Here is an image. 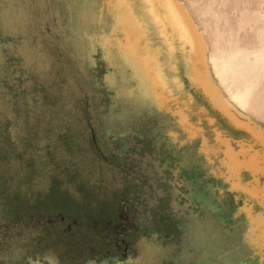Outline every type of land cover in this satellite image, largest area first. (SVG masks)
<instances>
[{"label": "flooded vegetation", "instance_id": "flooded-vegetation-1", "mask_svg": "<svg viewBox=\"0 0 264 264\" xmlns=\"http://www.w3.org/2000/svg\"><path fill=\"white\" fill-rule=\"evenodd\" d=\"M68 48L77 56L75 46ZM84 51L89 83L106 113L92 122L83 103L95 155L87 170L99 171L96 178L104 184L94 219L82 224L80 202L65 196L47 212L14 215L4 229L11 224L14 231L31 233L23 243L29 254L50 252L56 243L54 264L62 256L64 264L72 257L78 264H264V163L250 135L189 87L181 72L164 91L172 100L157 107L129 91L133 82L126 73L111 71L117 60L106 61L96 47L92 63ZM181 107L190 118L180 123L170 111ZM186 130L195 133L189 138ZM234 159H249L259 171L237 166L240 178L234 180ZM81 227L91 230L85 241L71 237ZM31 261L26 254L20 264H43Z\"/></svg>", "mask_w": 264, "mask_h": 264}, {"label": "rangeland", "instance_id": "rangeland-1", "mask_svg": "<svg viewBox=\"0 0 264 264\" xmlns=\"http://www.w3.org/2000/svg\"><path fill=\"white\" fill-rule=\"evenodd\" d=\"M177 1L183 3L188 11L191 8L196 13V19L200 16L197 23L205 24L206 19L204 23L202 18H209L214 26L212 37L218 42H222L223 36L219 35L217 26L221 23L227 25L226 19L234 22L233 27L237 22L234 27L236 39L247 37L242 41L247 40L243 46L251 58L248 61L249 80L254 86V93L261 94L264 99V0H212L211 13L204 8L207 0ZM105 5L108 1L105 4L104 0H0V68L5 69L7 79L6 87L0 82V264H7L8 257H13L14 264H20L26 254L33 263L39 260L43 264H54L53 250H59L56 243L50 252L43 253L37 248L36 254H29L23 243L31 237V233L14 231L11 224L7 230L3 226L14 215L44 213L57 205L46 199L49 184L45 179H39L38 173L42 171L51 172L59 191L80 202L86 215L81 219L82 224L90 226L94 219L104 184L96 178L99 171L87 170L94 163L92 158L95 155L86 131L83 103L87 101L92 122L96 116L106 117V113L98 90L89 83L84 47L89 57L90 37L108 29L111 18ZM225 8L227 11H224ZM220 12L225 13L221 19ZM72 22L74 27L70 24ZM84 26L85 29L79 33ZM245 29L248 34L251 32V36ZM71 36L74 40H70ZM251 39L255 43H251ZM70 45L77 48V56L68 48ZM254 45H258V49ZM203 54L201 50L199 63L194 62L193 69L195 67L198 71L202 68ZM243 64L246 62L243 61ZM110 65H113L111 71L115 73L126 71L119 62ZM109 83L114 86L113 82ZM115 92H119L117 87ZM45 94L49 99L44 97ZM52 99L55 101L52 104L45 102ZM181 114L185 119L190 118V112L183 110ZM138 119L136 124L140 123ZM192 131L195 132L186 130V135L190 137ZM248 162L253 171H259L255 162L249 159ZM20 163L34 167L37 176L29 181L17 182L12 169ZM235 166L241 167L238 164ZM91 197L93 200H89ZM90 234L89 228L81 227L76 228L71 237L85 241ZM36 255H43L45 259ZM62 258L59 264L67 262L65 256ZM79 261L72 257L70 263L78 264Z\"/></svg>", "mask_w": 264, "mask_h": 264}, {"label": "water", "instance_id": "water-1", "mask_svg": "<svg viewBox=\"0 0 264 264\" xmlns=\"http://www.w3.org/2000/svg\"><path fill=\"white\" fill-rule=\"evenodd\" d=\"M107 1L111 23L107 30L90 37V51L95 52L99 47L103 59L121 63L126 68L128 80L133 82L129 91H135L142 102L151 105L160 106L172 100L171 96L164 98V91H170L167 87L181 72L189 87L198 89L231 124L250 135L253 144L258 146L254 150L260 152L264 163L263 128L261 130L259 125L249 121L248 117H242V114H238L242 118L239 119L230 111L225 112L197 78L193 63H199L202 39L191 21L181 13L178 1ZM88 58L94 62L92 55ZM168 73L172 74L171 79L167 77ZM241 167L246 166L243 163Z\"/></svg>", "mask_w": 264, "mask_h": 264}, {"label": "bare ground", "instance_id": "bare-ground-1", "mask_svg": "<svg viewBox=\"0 0 264 264\" xmlns=\"http://www.w3.org/2000/svg\"><path fill=\"white\" fill-rule=\"evenodd\" d=\"M104 1H105V4H106V0H104ZM248 1H250V0H248ZM181 2H183V1H181ZM196 2H197V0H196ZM206 3L207 4H206V6L204 8H206L207 13H211L210 11L212 10V7H213V1L212 0H207ZM230 3H232V2H230ZM182 4L179 3V7L181 9V13L183 15H185L186 18L189 21H191V25L193 24V27L199 32V34L201 35V39H202L201 40L202 41V51H203L204 54L202 56L201 61H202L203 66H202L201 69H198V71L194 67V70H196V72L195 71L194 72L196 73L197 78L200 81L203 82L204 86L207 89L210 90V92L212 93V95L216 98L219 106H222V109L225 112L230 111L231 113L234 114V116L238 117L239 119H242V118L238 114H242L241 115L242 117H244V116L245 117H248L249 118V121L252 120L254 123H256L257 125H259V128L261 127L260 128L261 130L263 128L262 134L264 135V99H263V97H262L261 94H259V93L256 94V92L254 93V88H253L254 86H253L252 82H250L251 79L249 80V70H250V66L248 65V61L251 58L249 59V57H248V50H247L246 47L243 46V44L245 43L244 41L247 42V40L242 41L245 37L244 38L242 37V40L239 39L240 36L238 37V40L236 39V32H235V28L234 27L236 26L237 22H235L236 24L233 27V25H232V22L233 21H230L231 19L230 20L226 19L227 20V23H228L227 25H223L221 23V25L219 24V26H217L218 27V33H219V35L223 36L222 42H218V41L215 40V37H212L213 36L212 35V30L214 28V26L212 25L213 22L211 23V20L208 17L207 18L204 17V15H203V17H204V18H202L203 19V22H204V19H206L205 20L206 23L205 22H204L205 24L197 23L196 21L200 18V16H198L199 18L196 19V17H195L196 13L194 14L193 13V10H191V8H190V10L192 12H189L190 10L188 11L187 8H185L186 6H184ZM199 4H197V5H199ZM251 7H249L250 10H251ZM197 8L199 9V7H197ZM214 8L217 9L216 4H215V7ZM226 8H228V7H226ZM226 8H225L224 11H227ZM192 9L195 10L194 7H192ZM252 9H253V7H252ZM228 12H229V10H228ZM237 13H238V11H237ZM237 13H236V15H237ZM224 14L225 13H223V12L221 13L220 12V14H219L220 15V19H221L222 16H224ZM225 17H227V16H225ZM245 32H246V29H245ZM249 34H251V32ZM241 36H242V34H241ZM249 36H251V35H249ZM249 36H248V39H250ZM251 40H252L251 43L252 42L255 43L256 38H255V40H253V39H251ZM258 42H260V41H258ZM249 43H250V41H249ZM254 46L256 47L258 45H254ZM249 47L253 48L252 46H249ZM255 47H254V49H255ZM215 53H217V54H215ZM252 53L254 54V52H252ZM250 55H252V54H250ZM257 55H259V54H257ZM243 61L246 62L245 65L243 64ZM256 78H257V76H256ZM257 81L258 80H256L255 82L257 83ZM176 86L177 85L175 84V87ZM262 88H264V87H262ZM256 89H257V87H256ZM262 94H264V93H262ZM164 98H165V96H164ZM182 101L184 102L185 100H182ZM183 104H185V103H183ZM168 107L169 106H167V110L169 109ZM182 111H183V109L181 107V108H179V110H175V109L174 110H171L170 113L175 116L176 120L179 119L178 122L181 123V122H183V121L186 120L184 118V116L181 114ZM186 115H187V113H186ZM178 116L180 118H178ZM213 128H214V126H213ZM198 131H200V130H198ZM192 133H193V131H192ZM204 139L206 140L205 137H204ZM220 141H222V140H220ZM232 141H233V139H232ZM239 141H240V139H239ZM217 142H219V141H217ZM200 146H201V144H200ZM205 150H207L206 147H205ZM225 154H230V153H225ZM241 161L245 162V160H241L240 159V160H235V164L236 165L238 164V165L241 166L243 164V163L241 164ZM249 164H250V162L245 163V166H246L245 168H247V166L250 167ZM235 172H234V170L232 172V178L234 180L240 178L239 175H238V171H237V167L236 166H235ZM234 185H236V184L230 185V188H232V187L234 188ZM236 188H237V185H236Z\"/></svg>", "mask_w": 264, "mask_h": 264}, {"label": "trees", "instance_id": "trees-1", "mask_svg": "<svg viewBox=\"0 0 264 264\" xmlns=\"http://www.w3.org/2000/svg\"><path fill=\"white\" fill-rule=\"evenodd\" d=\"M6 77V71L5 69L0 68V82L1 85L3 87H6V83H7V79ZM45 98L49 99L47 97V95L45 94L44 96ZM47 103H54L55 101L52 99L51 101H45ZM34 167L28 166L26 164H17L13 166L12 169V174L15 175L16 181L17 182H24V181H29L30 179H32L33 176H37V174H35L34 172ZM39 175V179L41 180V178L45 179L46 181H48V192L46 194V199H49V202H54V204H59V199H61L62 197H70L69 194L59 191L58 189V185L57 182L55 181V179L53 178V176L51 175V172H45L42 171L40 173H38ZM48 177V180L46 179ZM47 202V201H46Z\"/></svg>", "mask_w": 264, "mask_h": 264}]
</instances>
